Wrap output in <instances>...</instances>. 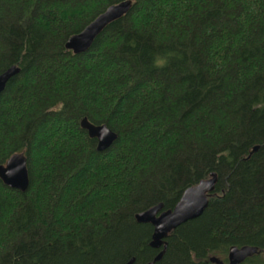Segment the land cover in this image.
I'll return each mask as SVG.
<instances>
[{"label":"trees","instance_id":"trees-1","mask_svg":"<svg viewBox=\"0 0 264 264\" xmlns=\"http://www.w3.org/2000/svg\"><path fill=\"white\" fill-rule=\"evenodd\" d=\"M123 1L0 0V74L19 69L0 94V164L22 152L30 179H0V264H147L162 246L135 213L212 173L206 209L155 264L243 245L259 252L240 264H264V0H130L87 52L65 49ZM83 118L117 133L109 148Z\"/></svg>","mask_w":264,"mask_h":264},{"label":"water","instance_id":"water-1","mask_svg":"<svg viewBox=\"0 0 264 264\" xmlns=\"http://www.w3.org/2000/svg\"><path fill=\"white\" fill-rule=\"evenodd\" d=\"M130 0L109 6L103 13L91 21L80 33L72 35L65 43V49L74 55L87 52L96 37L112 22L125 16L131 9ZM19 73L15 66L8 68L0 74V94L4 91L6 84ZM80 126L86 130L91 138L96 139V149L103 151L109 148L117 138V133L107 125H95L87 118L80 121ZM255 146L253 150H256ZM0 179L9 188L26 191L29 186V172L27 157L24 153L12 154L4 164H0ZM217 181L216 173L209 178L200 180L197 184L185 188L177 203L169 209H164L162 203L152 205L135 213V219L140 223H149L153 227L149 245L160 248L157 255L147 264L158 262L166 248V238L170 232L183 223L199 217L208 205V195L215 189ZM257 246L243 245L232 246L227 254V261L211 256L209 261L215 264H240L246 258L258 253ZM125 264H135V258L131 257Z\"/></svg>","mask_w":264,"mask_h":264},{"label":"rangeland","instance_id":"rangeland-1","mask_svg":"<svg viewBox=\"0 0 264 264\" xmlns=\"http://www.w3.org/2000/svg\"><path fill=\"white\" fill-rule=\"evenodd\" d=\"M264 255V254H263ZM264 257V256H263Z\"/></svg>","mask_w":264,"mask_h":264},{"label":"flooded vegetation","instance_id":"flooded-vegetation-1","mask_svg":"<svg viewBox=\"0 0 264 264\" xmlns=\"http://www.w3.org/2000/svg\"><path fill=\"white\" fill-rule=\"evenodd\" d=\"M227 261V260H226Z\"/></svg>","mask_w":264,"mask_h":264}]
</instances>
